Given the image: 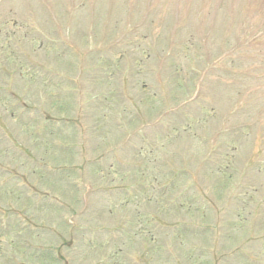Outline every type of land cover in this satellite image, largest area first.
<instances>
[{
  "label": "rangeland",
  "instance_id": "374dc122",
  "mask_svg": "<svg viewBox=\"0 0 264 264\" xmlns=\"http://www.w3.org/2000/svg\"><path fill=\"white\" fill-rule=\"evenodd\" d=\"M0 264H264V0H0Z\"/></svg>",
  "mask_w": 264,
  "mask_h": 264
}]
</instances>
